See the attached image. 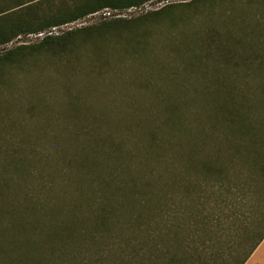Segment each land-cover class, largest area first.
<instances>
[{"label": "trees", "instance_id": "16d2710c", "mask_svg": "<svg viewBox=\"0 0 264 264\" xmlns=\"http://www.w3.org/2000/svg\"><path fill=\"white\" fill-rule=\"evenodd\" d=\"M155 1H4L12 4L7 9L0 5V46L22 36L85 20L106 9L126 12ZM170 8L165 6L162 10ZM133 21L122 19L84 27L61 38L44 39L38 45L13 48L0 53V72L34 54L72 55L75 37L83 32L93 35L92 30L97 29L94 33L98 35L108 34L109 24ZM129 32L126 54L148 57L150 50L139 25H132ZM90 69L96 71L93 62ZM257 80L260 85L264 83V77L245 74L236 76L235 85L228 76L214 77L212 84L220 83L224 89L212 106V115L206 114L203 121L194 122L199 141L180 139L177 131L191 135L192 130L182 123L178 107L172 106L163 110L167 116L150 127L128 125L129 133L123 135L124 139L109 130L108 137L95 141L96 152L80 156L79 161L66 153V158L56 159L59 155H50L49 148L39 157L42 164L35 165V152L27 153L19 147V155L11 156L15 159L11 162L12 174L0 163V238L10 223L15 238L25 234L24 241L19 239L28 249L26 257L14 258L13 263L245 264L264 241V213L247 225L250 248L235 257L234 263L227 260L226 253L212 250L217 241H207L201 234L211 228L212 213L219 206L209 207L216 202V195L222 199L220 205L226 204L225 209L231 212L232 225L249 221L257 209L252 202L264 198V113L255 109V94L246 90L250 82L256 84ZM261 88L264 94V85ZM135 128L149 135L147 144L132 139ZM91 130L84 133L89 135ZM0 152L2 157L9 155L3 149ZM51 158L56 160L58 176L51 175ZM150 164L154 167L148 168ZM73 167L78 169L75 180L70 172ZM73 180L80 185L71 186ZM183 189L189 190L188 198L194 200L186 208L183 197L171 196ZM62 194L85 199L89 214L80 216L79 204L74 200L63 207ZM185 231H189L187 236ZM16 247L17 244L14 253Z\"/></svg>", "mask_w": 264, "mask_h": 264}, {"label": "rangeland", "instance_id": "374dc122", "mask_svg": "<svg viewBox=\"0 0 264 264\" xmlns=\"http://www.w3.org/2000/svg\"><path fill=\"white\" fill-rule=\"evenodd\" d=\"M4 1L10 0H0V5L7 9L12 2ZM165 6L171 8L162 10ZM114 13L115 18L105 21L89 16L74 30L122 19L135 21L109 24L108 34L98 35L94 33L97 29L92 30L93 35L83 32L75 37L72 55L34 54L0 72V151L9 153L2 157L0 152V163L7 166L10 174L15 160L11 156L19 155V147L27 153L35 152V165L42 164L39 157L49 148L50 155L60 156L56 159L66 158V153L79 161L80 156L96 152L95 141L108 137L109 130L124 139L123 135L129 133L128 125L150 127L167 116L163 110L172 106L178 107L182 123L192 130L191 135L177 131L180 139L194 142L198 140L194 122L203 121L206 114L212 115V106L224 89L220 83L212 84L214 77L228 76L232 85L236 84L237 75L264 77V0H160L153 2L150 9ZM134 24L146 37L150 52L145 59L129 56L125 51L126 38ZM41 41L22 36L0 46V53ZM90 62L95 64L96 71H91ZM261 85L260 80L256 84L250 82L246 90L252 96L259 93L252 98V104L264 113ZM86 129L93 131L87 135ZM134 131L132 139L147 144L149 135L136 128ZM137 160L135 165L139 166L141 157ZM51 161V175L58 176L56 160ZM77 170L73 167L70 171L74 180ZM76 181L71 186L80 185ZM187 191L171 194L172 198L183 197L185 208L194 203ZM62 197L63 207L74 200L79 204L80 216L89 214L85 199L77 200L73 194ZM213 199L216 202L209 208L219 207L212 213L211 228L201 235L207 241H217L212 250L226 253L227 260L234 263L235 257H241L250 248L247 225L264 213V198L252 202L257 207L254 217L249 216L245 224L234 225L226 204L220 205L219 195ZM172 208H178L173 201ZM6 227L0 238V264H14V258L27 255V246L19 239L24 241L26 236L22 233L15 238L12 225ZM188 233L183 232L185 236ZM250 264H264V243Z\"/></svg>", "mask_w": 264, "mask_h": 264}, {"label": "built area", "instance_id": "2783aa9c", "mask_svg": "<svg viewBox=\"0 0 264 264\" xmlns=\"http://www.w3.org/2000/svg\"><path fill=\"white\" fill-rule=\"evenodd\" d=\"M157 2H159L160 0H156ZM150 4H146L145 6L139 8V9H150ZM131 10H138L137 8H134V9H131ZM114 12L116 11H112L110 9H106L104 11H101V12H98L94 15H92L93 17H102L103 20H108V19H111V18H115L114 16ZM80 22L81 21H77V22H74V23H69V24H64V25H61V26H56V27H52L46 31H43V32H40L38 34H31V35H28L29 38H35V39H40V40H44V39H47V38H60L64 35H66L68 32L72 31L75 29L76 26H79L80 25Z\"/></svg>", "mask_w": 264, "mask_h": 264}, {"label": "crops", "instance_id": "0c3cea01", "mask_svg": "<svg viewBox=\"0 0 264 264\" xmlns=\"http://www.w3.org/2000/svg\"><path fill=\"white\" fill-rule=\"evenodd\" d=\"M264 243V241L260 244V246L256 249V251L254 252V254L249 258V260L245 263V264H250L251 261L253 260V258L256 256V254L259 251V248L261 247V245Z\"/></svg>", "mask_w": 264, "mask_h": 264}]
</instances>
